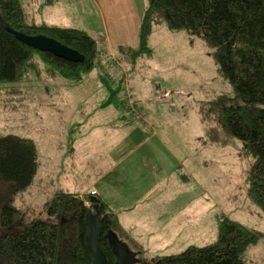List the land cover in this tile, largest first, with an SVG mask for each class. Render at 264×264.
<instances>
[{
    "label": "rangeland",
    "instance_id": "rangeland-1",
    "mask_svg": "<svg viewBox=\"0 0 264 264\" xmlns=\"http://www.w3.org/2000/svg\"><path fill=\"white\" fill-rule=\"evenodd\" d=\"M70 3L71 0H56L55 11L61 17L63 12L71 15L74 22L70 26L78 29L89 26L90 32L97 29L96 23L100 21L87 11L86 4ZM36 6L37 0H30L29 7H25L29 21L39 15ZM47 11L42 13L44 20L49 18ZM142 12L143 7L139 14ZM193 42L190 44L191 38L185 33L157 27L149 39L152 56L140 58L134 66H129L114 50H107L103 41L98 58L106 54L100 60L105 68L113 63L117 65L113 70L107 69L118 74L117 81L122 79L120 84L127 101L124 107L130 97L131 105L143 114L140 123L125 122L126 113L119 109L121 98L108 105L109 91L98 80L97 71L76 84L50 78L40 63L39 76L32 72L20 83L0 84V137L12 134L34 141L41 164L30 189L13 198L22 212L23 222L46 220L47 207L57 194H77L92 185L104 172L102 156H91V151L123 146V154L128 153L134 145H127V138L141 142L153 134L144 125L147 121L164 137L166 151H157L153 159L142 157L143 164L139 162L141 155L149 153L144 149L135 153L136 157L132 156L130 161L136 160L133 165L140 174L135 170L129 173L139 185L144 181L145 191L154 188L153 196L143 207L156 204L165 221H155L153 234L156 235L147 241L149 246L141 243L144 254L132 242H127L130 250L150 261L158 256L181 254L191 245H210L216 241L215 234L224 217L262 236L246 256L249 264H264V214L249 200L246 183L251 160L239 158L238 147L207 146L199 140L205 124L197 107L220 93L230 92L231 88L218 71L212 49L201 39L195 38ZM159 86L172 92V97L168 92H157ZM118 121L122 123V130ZM141 128L147 133L136 134ZM87 133L92 138L97 134L98 143L85 146V156L80 159L77 154L80 143L74 145L72 140ZM122 140L123 145L119 146ZM108 150L105 155H110ZM153 167L159 169L153 170ZM128 182L125 177L124 184ZM1 187L0 184V205L5 191ZM186 217L191 221H184ZM169 242L165 247L164 243Z\"/></svg>",
    "mask_w": 264,
    "mask_h": 264
},
{
    "label": "trees",
    "instance_id": "trees-1",
    "mask_svg": "<svg viewBox=\"0 0 264 264\" xmlns=\"http://www.w3.org/2000/svg\"><path fill=\"white\" fill-rule=\"evenodd\" d=\"M52 1L47 0V4ZM146 1L138 48H121L117 55L129 66L140 58L151 57L149 39L161 26L172 33L187 34L190 44L195 38L201 39L212 49L218 71L231 91L197 107L205 124L201 141L207 146L238 147L237 156L251 160L246 174L248 198L264 214V0ZM12 32L55 40L85 60L74 64L41 53L19 42ZM102 43L82 30L30 22L22 0H0V84L20 83L32 72L39 76L40 63L50 78L76 84L97 71L99 81L109 91L108 105L121 98L119 109L126 113L125 122L140 123L124 107L122 79L117 81L118 74L107 69L113 70L117 65L108 64L105 68L98 58ZM158 91L162 92L160 88ZM75 131L76 127L72 136ZM40 166L34 141L12 134L0 137V184L5 190L0 205V264H92L85 246L88 205L100 207L103 217L100 246L109 264H115L105 236L113 233L126 244L132 242L131 237L95 193L84 197L57 194L47 207L46 220L23 222L13 198L30 189ZM261 239L259 233L222 217L214 243L191 246L178 255L141 259L139 264H249L247 252Z\"/></svg>",
    "mask_w": 264,
    "mask_h": 264
},
{
    "label": "crops",
    "instance_id": "crops-1",
    "mask_svg": "<svg viewBox=\"0 0 264 264\" xmlns=\"http://www.w3.org/2000/svg\"><path fill=\"white\" fill-rule=\"evenodd\" d=\"M55 1L56 0H53L51 4H47V0H37L36 11L37 13H39V15L33 18V20H31L30 22L39 25L45 24L47 26L78 29L76 27L70 26V24L74 22L73 17L71 15L63 12V15L61 17L58 14L59 11H55L56 10ZM76 2H83L84 4H86L85 6L87 11L93 13L94 17L98 19L97 21H100L99 23H96L97 29H93V31L91 32L90 30H88V28L91 29L89 26H86L88 28H82L78 30L84 31L89 36H91L95 40H98L99 42L101 40L104 41V45L106 44L105 45L106 49L107 50L112 49V51L114 50L113 52L115 53H118V50L121 48H131V49L138 48L139 32L142 25V18L147 7V1L145 2L143 0H71L70 4L75 5ZM143 2H145L144 5ZM22 4H23L24 12L27 15L25 7L27 8L29 7L30 0H22ZM141 7H143V12H142L143 14L142 13L139 14V11L141 12ZM46 10H48L47 14L49 15V18L47 20H44L43 18L44 16L42 15V13L45 12ZM58 20L59 22L57 23ZM61 22L67 24V26H62V24H59ZM159 88L163 92H168L169 94H171L172 97V92L166 89L163 90L161 86H159ZM121 124L122 123L119 122L120 125L119 130H122ZM144 125H147L149 127V128L147 127V129H151L153 131V134H151L150 137L143 139L141 142L137 140L133 142L132 137L127 138V145L133 143L134 146L126 154H123V146H122L123 140L122 143L119 145L122 146L121 148L119 147L114 148V147H110L109 145L110 155L109 154L105 155L106 151L108 150L107 147L103 148L104 150L101 149L96 151V153H93L91 151L90 153L91 156L93 154H97L98 157L102 156V163H103L102 169L104 173L98 176V178L92 183V185L88 186L81 192H77V194L72 193L74 195H80L82 197L90 193H95L97 196H99L102 199V201L108 206L110 211L114 215H116L122 229L130 235L131 237L130 240L134 245H136L138 248L141 249L142 253L144 251L143 246L145 247L147 241L149 239L154 238V236L156 235L153 234L155 229L154 228L155 221H165V219L162 218L163 215L159 213V211L157 210L158 206L156 204L155 205L147 204L145 205V207H143V205L147 202V200L153 196L151 192L154 191L153 190L154 188H150L148 190L146 189L145 191L144 181H142V183H140L139 185V181L136 179L135 182L131 174L129 173L135 170L133 161L136 160L130 161L132 156L136 157L134 156L135 153H138L143 149L144 152L149 153V155H147L146 153H144L143 156L141 155L139 162L143 164L142 157H146V159H153V157L154 158L156 157L157 151L159 150L166 151L165 149L166 142L164 140V137L159 136L158 131L156 130L155 126H153L154 124L149 125L146 121ZM126 126L128 127L129 125L127 124ZM106 127L110 128L109 125H106ZM114 129L116 130V127ZM115 130L114 132H116ZM140 132L147 133L146 130H143L142 128L141 130L138 129L135 131L136 134ZM94 136L95 137L92 138L91 133L81 134L80 137H77L73 141L74 145L76 142L80 143L77 152L78 157H80V159L83 158V156H85L86 153L84 149L85 146H87L88 144L89 146L93 145L95 142L98 143V139H97L98 135L95 134ZM201 138L202 137H200L199 140H201ZM135 142L141 144L137 146L138 143ZM80 145L83 147H81ZM95 146L97 145L95 144ZM156 164L158 165L157 162ZM156 169L159 168L153 167V170ZM135 172L140 174L138 170H135ZM125 177H127V179L129 180L127 185L124 184ZM111 188H113L114 191ZM117 189H119L120 191L116 192ZM187 218L190 217H186L184 221H191V219H187ZM135 221H138L139 223L136 224ZM150 221H153L152 222L153 227ZM157 234H159V236L163 238V235H161V233L158 232ZM217 235H218V231L215 234L216 239H217ZM137 240H139L140 243ZM142 242L145 243L143 246L141 245ZM147 245L149 246V244ZM164 245L165 247H167L170 245V242L164 243Z\"/></svg>",
    "mask_w": 264,
    "mask_h": 264
},
{
    "label": "water",
    "instance_id": "water-1",
    "mask_svg": "<svg viewBox=\"0 0 264 264\" xmlns=\"http://www.w3.org/2000/svg\"><path fill=\"white\" fill-rule=\"evenodd\" d=\"M12 34L24 45L41 53H49L69 63L78 64L85 60L78 52L62 46L55 40L43 36L29 37L18 32H12ZM85 226L87 232L85 246L90 254L92 264H109L107 256L100 246L103 235V217L99 206L89 207ZM105 239L115 257V264H139L142 262V254L132 252L129 246L113 233H108Z\"/></svg>",
    "mask_w": 264,
    "mask_h": 264
},
{
    "label": "built area",
    "instance_id": "built-area-1",
    "mask_svg": "<svg viewBox=\"0 0 264 264\" xmlns=\"http://www.w3.org/2000/svg\"><path fill=\"white\" fill-rule=\"evenodd\" d=\"M103 57H106V54H104V55H102L101 56V59H103ZM128 101H129V103L131 102L130 101V97H128ZM126 103H127V101H126ZM128 103V105H129V107H128V105H127V108L129 109V110H131L133 113H134V115L136 116L135 118L139 121V120H142V114L137 110V109H135V107H133V105H131L132 103H130L129 104ZM134 108V109H133Z\"/></svg>",
    "mask_w": 264,
    "mask_h": 264
}]
</instances>
